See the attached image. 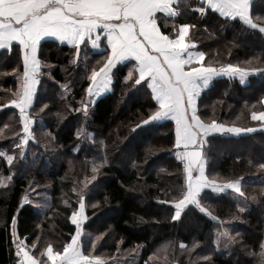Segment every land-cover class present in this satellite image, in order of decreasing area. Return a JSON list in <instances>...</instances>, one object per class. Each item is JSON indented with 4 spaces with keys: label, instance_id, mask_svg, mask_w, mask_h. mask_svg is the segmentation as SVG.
I'll use <instances>...</instances> for the list:
<instances>
[{
    "label": "trees",
    "instance_id": "trees-1",
    "mask_svg": "<svg viewBox=\"0 0 264 264\" xmlns=\"http://www.w3.org/2000/svg\"><path fill=\"white\" fill-rule=\"evenodd\" d=\"M200 3L180 0V14H159L158 23L173 34L180 23L195 25L188 41L205 52L206 66L219 69L231 63L249 70L243 84L239 77L214 79L198 99V115L205 123L215 119L229 126L258 128L239 136L211 134L205 147L209 179L223 184L243 178L245 196L205 190L201 203L219 221L195 206L173 221V205L160 201L182 198L185 190L183 164L175 156V124L167 120L133 131L151 113L155 101L143 82L139 86L125 82L128 63L114 69L112 92L91 105L85 117L82 102L89 99L87 77L92 68L102 66L108 51L107 47L95 51L90 44L81 46L76 64L71 63L72 46L55 40L41 44L38 56L43 75L29 112L35 120L34 139L24 146L21 157L16 145L24 135L23 125L19 110L9 103L22 73L19 45H14L0 51V152L15 157L10 166L0 156V172L11 178L6 187H0V264L17 262L11 242L13 216L18 219V236L27 238L26 243L35 242L40 251L49 244L62 249L75 234L69 217L78 210L81 195L86 200L85 255H98L109 263L137 252L136 264H257L259 245L264 243V168L260 167L264 127L251 119V113L264 111L260 103L264 99V34L238 21L224 23L218 13L202 16L197 11ZM252 12L254 19L261 17L256 22L264 24L259 0ZM254 68L260 71L252 72ZM78 130L85 135L78 138ZM51 136L54 141L46 147ZM93 167L98 171L93 172ZM25 195L31 203L20 208ZM45 197L50 199L48 209L41 212L33 202ZM228 222L234 227L230 252L224 253L217 241ZM221 246L226 247L224 242ZM253 252L256 255H250Z\"/></svg>",
    "mask_w": 264,
    "mask_h": 264
},
{
    "label": "snow or ice",
    "instance_id": "snow-or-ice-1",
    "mask_svg": "<svg viewBox=\"0 0 264 264\" xmlns=\"http://www.w3.org/2000/svg\"><path fill=\"white\" fill-rule=\"evenodd\" d=\"M256 2L257 0H201L197 11L202 16H206L209 11L218 13L224 18V23L229 20L238 21L247 29L264 34V24L256 22L261 17L256 16L254 19L252 12ZM259 3L264 6V0H259ZM179 9L180 0H0V49L11 48L13 42H16L22 57V73L18 76L20 87L13 93L15 98L9 102L19 110L23 125L24 135L16 145L21 149L20 156H24V146L30 139H34L33 118L28 109L33 106L37 85L43 75L41 68L44 65L38 56L41 40L54 37L61 44L66 42L71 45L74 49L71 63L76 64L81 57V45L87 46L90 43L93 48H98L103 34L108 51L104 54L102 66L92 68L87 77L90 81L86 88L88 97H99L109 90L115 75L113 70L127 61L131 67L128 68L125 82L132 81L133 86H139L143 82L151 90L155 101L151 113L136 124L133 131L150 123L159 124L168 119L175 121V156L183 164L185 190L182 198L160 203L173 205V221L180 220L189 206H195L201 213L219 221L218 217L202 205V191L209 188L215 193H223L226 189H231L243 197V178L223 184L209 179L206 175L210 160L205 152V145L209 143L207 137L210 133L239 136L242 133H253L256 128L229 126L218 123L215 119L205 123L198 115L197 99L201 90L207 89L214 77L225 75L232 79L238 76L243 84L249 70L231 63L220 69L206 66L205 52L194 50L196 45L186 41L190 28L195 25L180 23L178 28H174V34L163 31L158 23L157 13L175 17L180 14ZM17 71L18 69H13V72ZM251 71L259 72L260 69L254 68ZM94 102L93 99L88 103L82 102L85 117ZM260 103L264 104V99ZM46 107L45 104L40 110L43 111ZM251 119L260 121L264 126V111H253ZM76 135L79 138L85 133L78 130ZM0 156L6 158L8 165H13L14 156L3 152H0ZM104 162H107L106 159ZM260 167L264 168V163ZM92 170L96 172L98 168L93 167ZM91 179L95 180L96 176L93 175ZM29 203V197L23 196L20 208ZM85 208V198L81 195L78 210L73 211L69 217L75 226V234L60 250L49 244L40 251L35 242L26 243L27 238L21 239L18 236V219L13 216L11 242L15 246L16 264H104V260L98 255H85L81 239L83 223L87 220ZM240 211L243 212L244 209L241 208ZM221 235L228 236V232L225 230ZM181 247L184 245L181 244ZM259 247L257 264H264V243ZM92 248L95 249V242H92Z\"/></svg>",
    "mask_w": 264,
    "mask_h": 264
},
{
    "label": "rangeland",
    "instance_id": "rangeland-1",
    "mask_svg": "<svg viewBox=\"0 0 264 264\" xmlns=\"http://www.w3.org/2000/svg\"><path fill=\"white\" fill-rule=\"evenodd\" d=\"M190 33V32H189ZM189 37V36H188ZM220 69V68H219ZM238 77V76H237ZM236 77V78H237ZM246 79H248V77L246 76ZM39 85V84H38ZM37 85V86H38ZM19 87H20V82H19ZM206 90V89H205ZM204 90V91H205ZM90 99H93L94 100V98H90L89 97V99H88V102H89V100ZM11 105V104H10ZM93 105V104H92ZM12 106V105H11ZM31 109V108H30ZM30 109H28V113L30 112ZM30 115V114H29ZM254 121V120H253ZM254 122H260V121H254ZM261 123V122H260ZM34 124H35V120L33 119V126H32V129H33V127H34ZM260 127H262V125L260 126ZM264 127V126H263ZM262 127V128H263ZM256 130H258V128H256ZM216 134H218V133H216ZM211 135V133L208 135V137ZM224 135H227V134H224ZM208 137H207V139H208ZM53 141H54V138H53V136H51L50 137V139L47 141V143H46V147H49L48 145H50V144H52L53 143ZM207 145H205V147H206ZM122 164H124V162H122ZM206 175H207V167H206ZM11 181V178L10 177H7V176H5V175H3L2 174V172H0V187H6L8 184H9V182ZM220 184H222V183H220ZM241 187H242V190H243V187H244V183H242L241 182ZM207 188H205L204 190H203V192L206 190ZM209 190V189H208ZM226 190H228V191H233V190H231V189H226ZM202 192V193H203ZM201 193V194H202ZM235 193V192H234ZM237 194V193H236ZM37 197V196H36ZM237 197H239V198H241V196H239V194H237ZM42 198V197H41ZM49 197H45V199H43V200H36L35 199V201L33 202V204H34V206H36L37 207V209H39L41 212H45L47 209H48V205H49ZM85 204H86V200H85ZM85 213H86V208H85ZM86 221H84V223H85ZM231 222H233V221H231ZM84 223H83V225H84ZM234 223H230V222H228L226 225H225V228H224V231L226 230L227 232H228V234H231V231L233 230V227H234V225H233ZM84 236H85V232H84V229H83V231H82V236H81V239H82V241H83V238H84ZM229 236V235H228ZM225 237H227V236H225ZM223 235H221L220 234V236H219V238H218V240L219 241H217V247H218V249L220 250V251H222V252H224V253H229L230 252V246L229 247H227V248H225V247H223V246H221V244H223V242L225 243V245L226 246H228L229 245V242H228V240L225 238ZM220 245H219V244ZM37 255H39V252H37ZM138 253L136 252L135 254H134V256H127V257H125V256H121V257H119L115 262H111V263H109L108 261H106V260H104V264H136L135 262L137 261V259H138Z\"/></svg>",
    "mask_w": 264,
    "mask_h": 264
},
{
    "label": "crops",
    "instance_id": "crops-1",
    "mask_svg": "<svg viewBox=\"0 0 264 264\" xmlns=\"http://www.w3.org/2000/svg\"><path fill=\"white\" fill-rule=\"evenodd\" d=\"M201 1V0H200ZM175 6V5H174ZM159 14H164V13H157V16L159 15ZM164 15H166V14H164ZM168 16V15H167ZM170 17H172V16H170ZM189 32H190V30H189ZM46 40H55V41H58V40H56L54 37H45V38H43L42 40H41V42H40V46H41V44L44 42V41H46ZM186 41H188V37L186 38ZM59 42V41H58ZM60 43V42H59ZM63 44H66V45H69V44H67L66 42L65 43H63ZM90 44V43H89ZM14 45H18L16 42H13V44H12V46H11V48L14 46ZM40 46H39V49H40ZM69 46H71V45H69ZM82 46V45H81ZM90 46H91V44H90ZM92 47V46H91ZM107 47V41H106V38L103 36V34H101V42H100V46L98 47V48H93L95 51H103V49H105ZM11 48H8V49H11ZM39 49H38V55H39ZM2 50H5V49H0V51H2ZM194 50H196V48L194 49ZM126 63H128L127 61H125L124 63H122V64H126ZM121 65V64H120ZM119 66V65H118ZM114 71V70H113ZM223 76H225V75H219V76H216V77H214L213 78V80L214 79H216V78H220V77H223ZM212 80V81H213ZM211 81V82H212ZM113 85V84H112ZM112 85L110 86V89L109 90H107V91H105L104 93H102L101 94V96H99V97H94V104L101 98V97H103V96H105V95H108L109 93H111L112 92ZM204 90L205 89H202L201 90V95H202V93L204 92ZM200 95V96H201ZM199 96V97H200ZM199 97H198V99H199ZM198 99H197V109H198ZM169 121H172V122H174V124H175V121H173V120H170V119H168ZM164 121H167V120H164ZM263 130H264V128H263ZM211 134H216V133H211ZM209 188H207L206 190H208ZM209 190H211V189H209ZM226 191V190H225ZM203 192V191H202ZM229 236H227V237H225L228 241H230V238H231V234H228ZM219 244V243H218ZM220 245V244H219ZM227 247H229V245L228 246H226L225 248H227Z\"/></svg>",
    "mask_w": 264,
    "mask_h": 264
}]
</instances>
